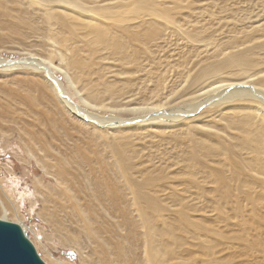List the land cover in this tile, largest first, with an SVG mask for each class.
Listing matches in <instances>:
<instances>
[{
	"label": "rangeland",
	"instance_id": "rangeland-1",
	"mask_svg": "<svg viewBox=\"0 0 264 264\" xmlns=\"http://www.w3.org/2000/svg\"><path fill=\"white\" fill-rule=\"evenodd\" d=\"M199 1L194 6L193 21L187 26L208 34L220 28L215 18L223 15L226 7L218 0ZM262 4L261 0H248L244 8L250 12L259 7V14L263 13L259 22L255 23L257 16L251 21L238 16L242 24L221 27L215 42L207 45L184 38L173 31L175 28H166L154 18L145 23L131 20L130 26L136 27L125 33L120 24L97 19L98 24L109 26L107 41L97 42L86 33L84 25H78L88 17L58 0H0V59L21 60L36 55L45 59L46 65L51 61V67L64 69L66 63L65 69L79 91L63 72H54L76 104L105 118L112 115L135 120L117 123L120 126L115 128L87 124L67 109L43 73L26 66L4 69L0 65V198L7 207L6 212L0 207V218L5 216L9 222L22 225L23 236L45 264H104L107 254L100 243L117 241L124 250L127 238H141V250L138 248V259L133 264L144 263L148 246L141 234L144 229L131 221L123 224L121 209L110 207L107 197L100 200L110 188L125 187L121 173L113 170L118 167L117 149L131 159L136 169L149 167V176H159L163 184L193 179L191 167L206 160L209 166L220 167L218 162L226 161V156L225 166L237 176V182L256 178L249 168L264 164L261 104L243 99L212 108L207 105L181 123L151 117L143 121L140 118L151 113L130 111L126 105L140 106L163 98L189 70L194 74L206 64L221 62L225 53L252 45L241 42L242 46L233 47L236 40L254 36L253 43L264 42ZM49 13H55L72 28L59 20L49 21ZM154 29L157 35L149 37L148 32ZM73 59L83 63L80 79L69 65ZM260 65L264 67L263 62ZM255 72L226 68L208 81L217 77L237 79ZM184 86L182 82L178 89ZM81 94L107 107H86ZM205 96L177 100L175 106ZM205 150L220 151L221 155L212 154L209 161ZM147 155H152L151 159ZM168 163L177 167L173 173L164 169ZM102 164L110 167V174L100 170ZM134 174L133 179H137ZM131 212L130 218L138 219L135 209ZM211 214L163 207L160 226L169 231L165 239L173 247V239L178 241L177 257L168 264H226L231 240L221 234L223 224L220 227L205 218ZM173 222L179 230L170 227ZM97 228L102 232L94 235ZM109 248L111 264L119 263L115 255L110 258L116 252L114 245ZM207 250L213 255H207ZM139 257H144L141 262ZM239 260L232 259L233 264Z\"/></svg>",
	"mask_w": 264,
	"mask_h": 264
},
{
	"label": "bare ground",
	"instance_id": "bare-ground-1",
	"mask_svg": "<svg viewBox=\"0 0 264 264\" xmlns=\"http://www.w3.org/2000/svg\"><path fill=\"white\" fill-rule=\"evenodd\" d=\"M218 1L219 4H223L222 7H226L224 9L225 13L215 18L219 21L220 28L227 26L229 23L235 26L242 24L243 22L237 18L238 16H245L249 21L257 16L255 23L262 19L260 16L263 13L259 14L261 12V10H258L259 7L253 8L250 12H245L244 8L247 6L248 0ZM58 2H62L63 5L70 7L68 9L75 10L77 13L88 17V19L80 20L78 25H84V28L88 29L86 33L93 35L97 42L107 41L106 35L109 27L98 24L97 19H106L120 24V30L125 33L136 27L130 26L131 20L140 19L145 23V20L154 18L166 28H175L173 31L182 34L184 38L188 36L191 41L204 42L207 45L214 43L215 36L220 33V28H216L208 34H203L200 30L194 28V26H187L193 21L191 18L195 12L194 6L200 2L199 0H58ZM261 3H263L262 8H264V0H261ZM140 13L141 15L136 17ZM48 20H59L66 27L72 28L71 25L56 16L55 13H49ZM157 33V29H154L150 30L148 35L149 37H154ZM254 40V36H246L243 40L234 41L233 47L242 46L241 42L244 44L251 42L252 45L248 44L241 50L228 52V54L225 53L221 62L206 64L200 67L194 74L189 70L179 85L167 92L163 98L158 97L156 100H152L149 103L144 102L140 106L130 107L131 104L126 105L127 109L138 113H151L150 115L142 116L140 119L143 121L151 117V120L158 118L162 120L171 119L173 123H181L187 118L195 117L194 115L207 105H210L209 107L212 108L227 102L249 99V101H254L264 107V67L260 65L262 62L264 63V42L253 43ZM114 45L118 47L116 41ZM259 54H261L260 58L257 57ZM46 62L45 59L36 55L21 60L9 61L0 59V65L4 69L26 66L43 73L67 109L87 124L91 123L103 127L106 125L115 128L120 126L118 125L120 123L129 121L130 124L135 121L112 115L109 118H105L93 111L87 110L80 104H76L69 96V93L64 90L61 80L54 72L55 69L63 72L68 81L73 84L71 85L78 90L75 86V80L65 69V67H68L67 64L65 63V71L59 66L51 67L50 65L53 64L51 61H48L50 65H46ZM69 65L75 70L77 79H80L78 74L82 72L81 67L83 63L73 59L69 61ZM226 68L239 69L243 73L256 69V72L255 74L245 75L237 79L223 80L217 77L208 81L211 76L218 74ZM182 82H185L186 86L178 89L182 85ZM203 94H206L203 99L190 101L184 106H175L177 100L183 101L185 98L192 100L199 98ZM156 95L157 93L153 92V96ZM80 100L82 104L92 109L107 107L106 105H100L96 101L87 99L82 94ZM118 150L115 152L117 154L116 163L118 167L113 170L121 173V176L125 179V187L120 189L110 188L109 192L107 191L105 192L106 194L104 193L100 196V200L108 198L110 203L108 205H111L110 207L114 206L113 208L117 207L121 209L123 224H130L131 221V224L138 225L139 223V226L144 229L141 231V234L146 238L148 246L145 245L144 249L146 253L144 257L146 258L143 257V260V258L139 257V262L143 260V264H168L177 257L175 250L178 244L177 239H173V247L172 243L168 241L169 239H165V235L169 231L160 226V215L163 207L171 206L181 207L186 212L188 210L203 213L211 212L212 214L205 218L211 219L213 223L217 222L219 225H224H220L222 228L219 227L222 232L221 234H225V237L231 240L229 246L227 245L230 248L228 249L230 253L226 256V264H233L232 259L235 258L240 259L238 264H264V164H261L259 167L251 166L249 168L251 173L256 176L251 182L241 179L237 182L235 180L237 176L232 174L230 168L227 167V156L225 158L226 161L218 162L220 167L209 166L207 160L201 161L199 166L197 164L190 168V173H193L194 176L193 179L183 183L181 181L173 183L174 185H168L161 183V178H158L159 176H155L156 178L149 176V173L152 171L148 169L149 167L144 169L133 167L131 159L125 158V155L120 151L118 152ZM205 153H207L206 157H209V161L212 159V154L221 155L220 151L205 150ZM224 154L226 152H223ZM151 156L147 155L149 159H151ZM105 166L102 164L100 170L105 175L110 174V167ZM224 167L227 168L224 169ZM176 168L174 164L169 163L164 167L170 173H173ZM200 170H203V172ZM132 172H135L134 175H136L137 179H133ZM182 173H186V171ZM140 179L144 180L139 181ZM209 183L212 186H208ZM166 192H171V194H166ZM0 207L4 211L7 210L1 198ZM134 209L138 219L135 217L130 218L129 216L130 212ZM157 216V219H153V217ZM0 221L17 225L22 234L24 233L22 225L9 222L5 216L0 218ZM232 221L235 223H231ZM170 227L174 231L179 230V227L174 222ZM99 232L102 231L100 228H97L93 234L96 235ZM127 240L128 243L124 250L121 249L117 241L109 239L102 241L100 243L101 250L107 254V259L105 258L103 263L111 264L109 249H113V247H109L110 245H114L116 252L111 253L110 258L115 255L117 261H120L119 263L133 264L138 259L137 250L142 246L143 242L141 238H127ZM139 250L141 249L139 248ZM212 253L210 250H207V255H213Z\"/></svg>",
	"mask_w": 264,
	"mask_h": 264
},
{
	"label": "water",
	"instance_id": "water-1",
	"mask_svg": "<svg viewBox=\"0 0 264 264\" xmlns=\"http://www.w3.org/2000/svg\"><path fill=\"white\" fill-rule=\"evenodd\" d=\"M0 264H45L17 225L0 221Z\"/></svg>",
	"mask_w": 264,
	"mask_h": 264
}]
</instances>
